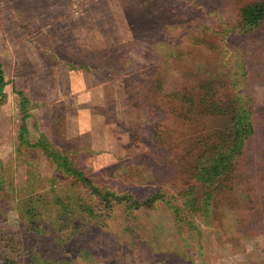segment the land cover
Returning <instances> with one entry per match:
<instances>
[{"label":"rangeland","instance_id":"1","mask_svg":"<svg viewBox=\"0 0 264 264\" xmlns=\"http://www.w3.org/2000/svg\"><path fill=\"white\" fill-rule=\"evenodd\" d=\"M263 3L0 0V264H264V8L240 25ZM242 106L246 156L207 199L195 153ZM44 139L103 191L162 197L106 209Z\"/></svg>","mask_w":264,"mask_h":264},{"label":"trees","instance_id":"2","mask_svg":"<svg viewBox=\"0 0 264 264\" xmlns=\"http://www.w3.org/2000/svg\"><path fill=\"white\" fill-rule=\"evenodd\" d=\"M256 8H247L244 11L245 19L240 21V25L246 31L255 29V23L252 22V17L249 16L252 13L251 9H262L264 3L255 6ZM84 67L81 64H76L73 69ZM8 82L5 79V72L2 64L0 63V98L6 96L5 87ZM15 92L22 95L21 106L24 111L25 117L29 114L27 108L31 105L35 107V103L22 91L17 90L14 86ZM226 110L220 108L218 110L219 115L224 114ZM238 116L229 115L228 123L234 121L236 126L227 128L225 130H218V133L213 134L210 138L201 140L203 145L202 152L198 151L195 153L197 165V177L200 181H203L208 185L209 191L207 192V199H213L217 192H223L225 189L231 187V178L234 176L236 171L239 169L240 162L243 156H246L247 141L253 134V126L250 120L251 112L246 110V107L237 109ZM231 121V122H230ZM233 124V125H234ZM26 124L23 127V131L26 130ZM199 144V143H198ZM44 148L47 156L52 159L57 166V169L61 172L70 175L78 181L80 186H89L93 192L98 194L102 199V202L106 203V209L108 208V200L111 198L115 200V204H125L127 209L135 210L142 209L144 207H152L154 203L162 197L160 192H156L149 196L145 200L135 199L130 194H117L111 191L109 188L105 191L94 184V181L87 177L85 172L79 169L70 157L64 153L59 152L57 149L47 147V140L44 139L39 145ZM207 161V162H206ZM217 190V191H215ZM217 197V196H216ZM88 202V201H87ZM86 202V203H87ZM101 202V203H102ZM83 207H86V203L81 202ZM115 206V205H114ZM112 206L111 210H113ZM86 210V209H85ZM31 214V209L29 211ZM107 214V212L105 213Z\"/></svg>","mask_w":264,"mask_h":264}]
</instances>
